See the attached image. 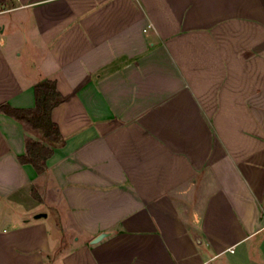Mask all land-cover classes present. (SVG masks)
I'll use <instances>...</instances> for the list:
<instances>
[{
    "label": "crops",
    "instance_id": "obj_1",
    "mask_svg": "<svg viewBox=\"0 0 264 264\" xmlns=\"http://www.w3.org/2000/svg\"><path fill=\"white\" fill-rule=\"evenodd\" d=\"M0 3V264H264V0Z\"/></svg>",
    "mask_w": 264,
    "mask_h": 264
},
{
    "label": "trees",
    "instance_id": "obj_2",
    "mask_svg": "<svg viewBox=\"0 0 264 264\" xmlns=\"http://www.w3.org/2000/svg\"><path fill=\"white\" fill-rule=\"evenodd\" d=\"M35 96V107L16 108L8 103H3L0 104V111L41 133L43 141L28 139L26 152L19 157V160L23 164H32L38 173H43L47 169L48 159L54 154V148L65 143L59 125L52 119L54 108L63 103L65 98L54 80H44L36 84ZM33 194L40 199L35 188Z\"/></svg>",
    "mask_w": 264,
    "mask_h": 264
},
{
    "label": "water",
    "instance_id": "obj_3",
    "mask_svg": "<svg viewBox=\"0 0 264 264\" xmlns=\"http://www.w3.org/2000/svg\"><path fill=\"white\" fill-rule=\"evenodd\" d=\"M42 216H46V213H40V214H38L36 217H37V218H40V217H42ZM108 235H109L108 232L101 233L99 236H97V237L94 239V242H95V243H96V242H99V241H101L102 239H104L105 237H107Z\"/></svg>",
    "mask_w": 264,
    "mask_h": 264
},
{
    "label": "built area",
    "instance_id": "obj_4",
    "mask_svg": "<svg viewBox=\"0 0 264 264\" xmlns=\"http://www.w3.org/2000/svg\"><path fill=\"white\" fill-rule=\"evenodd\" d=\"M11 11V9H8L6 7H2L1 3H0V13H5V12H9Z\"/></svg>",
    "mask_w": 264,
    "mask_h": 264
}]
</instances>
